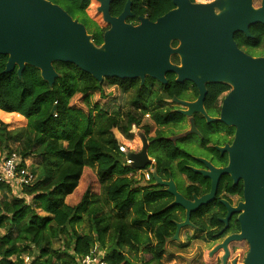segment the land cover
<instances>
[{
    "label": "trees",
    "instance_id": "trees-1",
    "mask_svg": "<svg viewBox=\"0 0 264 264\" xmlns=\"http://www.w3.org/2000/svg\"><path fill=\"white\" fill-rule=\"evenodd\" d=\"M160 5L161 15L173 8L171 0H160ZM153 9L151 2L150 13ZM258 41L248 44L256 46ZM6 61L7 56L0 55V111L5 116L22 117L26 125L9 130V125L0 121V156L16 153L21 168L28 158L37 164L29 168L35 181L22 195H16L10 185L0 184V230H5L0 236V264H77L95 243L106 252V264H134L145 243L152 244L145 264H162L166 241L175 227L165 216L169 211H158L145 220L144 208L151 210L148 202L154 193L138 194L141 188H135L137 181L127 177L131 169L123 165L113 133L117 130L127 136L139 123L136 110L125 107L127 81L104 79L99 83L74 65L57 62L53 67L59 78L50 88L31 67L25 68L20 79L16 68L4 73ZM222 90H210L209 96ZM154 119L160 118L155 114ZM153 157L158 171L164 172L170 156ZM85 167H95L101 196L87 189L76 205L69 206L65 199L77 188ZM158 193V197L171 199ZM25 197L31 198L34 208ZM101 202L112 205L113 216L102 213ZM167 203L162 202L158 210ZM83 216L89 232L79 234L69 227ZM161 218L165 227L155 229ZM142 224L151 226L153 240L141 235ZM57 239L62 246L54 249Z\"/></svg>",
    "mask_w": 264,
    "mask_h": 264
},
{
    "label": "water",
    "instance_id": "water-1",
    "mask_svg": "<svg viewBox=\"0 0 264 264\" xmlns=\"http://www.w3.org/2000/svg\"><path fill=\"white\" fill-rule=\"evenodd\" d=\"M110 1V0H109ZM174 9L155 22L141 19L132 27L123 22L129 15L128 2L119 18L104 14L111 26L97 47L85 28L60 7L45 0H0V55L7 56L4 73L16 68L20 79L26 67L39 71L41 79L51 88L59 78L54 63L74 65L101 83L104 79H140L149 77L161 84L165 74L174 72L176 82H191L199 89L197 102L185 104L191 111H202L201 102L206 84H227L231 90L222 102L219 122L236 128V137L229 149V165L219 173L230 174L234 183L243 182V203L228 207V216L237 214L240 232L226 237L216 248L225 249L229 242L244 241L248 245L243 264H264V57L253 58L239 50L233 33L248 34V26L264 25V0L254 10L253 0H216L209 4L190 0H171ZM217 8L220 13L215 14ZM178 47L171 49L170 43ZM178 55L180 66L169 62ZM141 169L149 163L144 154H126ZM205 176L209 174L202 173ZM156 185L174 201L166 209L179 206L185 219L175 223L176 231L169 240L178 241L181 228L191 226L190 213L213 198L215 182L209 195L185 201L170 179L164 182L156 173ZM227 219L224 220L226 222ZM235 264V263H233Z\"/></svg>",
    "mask_w": 264,
    "mask_h": 264
},
{
    "label": "flooded vegetation",
    "instance_id": "flooded-vegetation-1",
    "mask_svg": "<svg viewBox=\"0 0 264 264\" xmlns=\"http://www.w3.org/2000/svg\"><path fill=\"white\" fill-rule=\"evenodd\" d=\"M64 10L73 20L81 24L91 37V42L99 47L103 43V37L106 31L110 29L109 23L105 20L104 14L111 19L121 16L128 2L129 15L123 18V22L129 26L137 27L141 24V19H147L155 22L163 15L160 14V0H45ZM216 0H190L191 3L209 4ZM151 2L154 5L153 13H150ZM173 5V4H172ZM251 7L256 10L261 7V2L253 0ZM174 9V6L173 8ZM171 9V10H172ZM169 10V11H171ZM75 11L77 18L71 15ZM215 14L220 11L213 9ZM167 13V12H166ZM258 28H261L257 35ZM254 34L252 33L253 30ZM249 36L245 33L236 31L233 33V41L237 48L246 55L258 58L264 57V25L254 23L247 28ZM257 40L258 45L251 46L248 41ZM177 41L170 43L171 49L178 47ZM169 62L173 66H180L178 55H170ZM176 74L168 72L165 74L166 83L161 84L156 80L146 77L141 84L140 79H126L127 86L125 89V107L136 110V119L138 125L133 126L128 135H122L117 130L120 139H115L118 143H123L127 154H144L147 165L141 169L131 167V164L139 165L140 162L131 161L130 165L124 166L130 168L127 177L135 179L136 174L142 176L144 183L134 186L141 188L139 195L154 193L148 202L151 210L144 208L145 220L151 218L154 213L160 211H169L165 214L169 217L175 227V223H181L185 219L186 212L179 206L166 209L174 201L173 196L158 197L159 193H166V186L156 185L153 179L154 173L162 181L168 182L170 179L174 182L176 191L187 202L193 203L196 199L207 196L212 190V182H215V191L213 198L206 205L200 206L196 211L190 213L189 221L191 226L181 228L179 236L183 229L184 241L178 243L180 248H185L189 241L195 243L196 247L193 258H182L184 264H194L200 262L206 264H240L244 261L248 251V245L244 242H229L226 246L227 257L224 260L225 249L216 248L221 245L224 239L230 235L240 232V226L237 222V214L231 213L228 218L227 206L234 209L239 203H243V182L238 180L234 183L230 174L219 173L229 165V149L232 147L235 137L236 128L219 122L222 102L231 87L227 84H206V94L201 102L202 111H191L190 116L182 115L180 112L188 111L185 104H194L199 96V89L191 82H176ZM219 87L224 90L219 94L214 93L209 96L210 90H218ZM138 91H143L141 94ZM164 96V98H162ZM133 98L135 99L134 101ZM137 100V101H136ZM133 103L136 104L133 107ZM185 103V104H183ZM143 110L147 111L143 114ZM159 116V121L154 119V115ZM113 131V133H114ZM118 137V138H119ZM118 144V145H119ZM169 157V165L164 167V172L157 169L156 159L153 155ZM124 157V154H121ZM187 162L182 165L183 161ZM184 167V170H182ZM202 173L209 174L205 176ZM148 175V178L146 177ZM167 194V193H166ZM169 195V194H168ZM164 201L168 203L160 208ZM227 205V206H226ZM114 212H116L114 210ZM132 213V212H131ZM227 219L226 222L224 220ZM159 226L165 227L162 218L157 220L154 228ZM176 227L174 230V234ZM141 235L148 236L153 240L154 234L150 225L142 224L140 226ZM173 234V236H174ZM172 236V237H173ZM170 237V238H172ZM169 238V239H170ZM186 239V241H185ZM168 242L166 241V247ZM152 244H144L141 252L146 253ZM246 247L241 255L235 254L237 251ZM186 249V248H185ZM149 254V253H148ZM150 255V254H149ZM150 259L145 260V263Z\"/></svg>",
    "mask_w": 264,
    "mask_h": 264
},
{
    "label": "rangeland",
    "instance_id": "rangeland-1",
    "mask_svg": "<svg viewBox=\"0 0 264 264\" xmlns=\"http://www.w3.org/2000/svg\"><path fill=\"white\" fill-rule=\"evenodd\" d=\"M71 15L74 18H77V14L75 11H72ZM2 113L3 112L0 111V121L7 123L9 125V127H8L9 130L19 128V127H23L26 125V121L22 117L17 118L18 116L15 117V115H13L12 117L4 116V115H2ZM114 135L118 136V137L121 136V135H119L118 132H115V131H114ZM118 137H116V138L119 139L120 141H122L120 139V137L119 138ZM0 158H1V156H0ZM25 162H26L28 169L30 168V166L37 164V160L32 159V158L31 159L28 158ZM135 179L138 181V184H137L138 186L142 185L144 183V180H142V176H139L138 173L136 174ZM24 188H26V187H24ZM87 189H90V191L92 193H94L95 195L101 196V187H100V183L98 181V177L96 175L95 167H85L84 168L77 188L74 190V192L70 196L66 197L65 203L69 206L76 205L80 201L83 193ZM19 195H22L21 192ZM0 198H1V196H0ZM25 198H26L27 203H29V204L31 203L30 205L34 208L35 205L31 202V198L30 197H25ZM8 199H11V198L8 196ZM99 207H101L102 213L112 215V216L114 215V210L112 208V205H110V204L105 205L101 202V203H99ZM36 212H38L40 215H43L42 212H40L38 210ZM69 228L75 229V231L79 234H85V233L89 232V225H88V222H87L85 216H83L79 222L75 223L72 227H69ZM186 230L187 229H183L181 231V235L179 236L180 239H178V241H176V240H169L168 241L167 247L165 248L166 250H165L164 256L162 257V260H161L162 264H184V261L182 258H193L196 247L198 248V246H196L195 243L191 242L192 239L189 241L187 246H184L186 249L180 248V246H182V245H178V243H181L184 241L183 233ZM4 233H5V230H0V236L3 235ZM185 241H186V239H185ZM95 245H97V243H95L93 245V247H95ZM61 246H62V242L60 240H58V239L54 240V242H53L54 249L61 248ZM245 250H246V247H243L242 249L237 251L235 254L239 253L241 255L242 253L245 252ZM133 255L134 254H132L128 257L130 259H132ZM149 257H150V255L148 254V252H146V253L140 252L137 255V260L134 262V264H145V260L148 259ZM24 262L28 263L25 261V259H24ZM239 263L242 264V262H240V261H239ZM194 264H201V263L200 262H194Z\"/></svg>",
    "mask_w": 264,
    "mask_h": 264
},
{
    "label": "built area",
    "instance_id": "built-area-1",
    "mask_svg": "<svg viewBox=\"0 0 264 264\" xmlns=\"http://www.w3.org/2000/svg\"><path fill=\"white\" fill-rule=\"evenodd\" d=\"M210 1V0H207ZM118 151L125 156V165H130L131 160L126 158L125 146L123 143L118 145ZM21 159L16 153H11L8 156L0 158V184H8L12 187L13 192L19 195L24 187H28L35 181V176L29 171L26 162L23 168L20 167ZM148 178V175H146ZM89 254L80 257L77 264H106V252L98 245L93 247ZM26 262L28 257L24 258Z\"/></svg>",
    "mask_w": 264,
    "mask_h": 264
},
{
    "label": "crops",
    "instance_id": "crops-1",
    "mask_svg": "<svg viewBox=\"0 0 264 264\" xmlns=\"http://www.w3.org/2000/svg\"><path fill=\"white\" fill-rule=\"evenodd\" d=\"M2 115H4V116H5V114H4V113H2Z\"/></svg>",
    "mask_w": 264,
    "mask_h": 264
}]
</instances>
